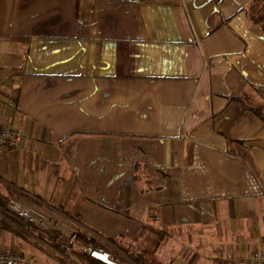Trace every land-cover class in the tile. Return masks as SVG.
<instances>
[{"label": "crops", "instance_id": "1", "mask_svg": "<svg viewBox=\"0 0 264 264\" xmlns=\"http://www.w3.org/2000/svg\"><path fill=\"white\" fill-rule=\"evenodd\" d=\"M4 126L23 141L0 158V250L67 264L72 233L118 264H183L188 238L219 260L256 250L264 4L0 0Z\"/></svg>", "mask_w": 264, "mask_h": 264}, {"label": "built area", "instance_id": "2", "mask_svg": "<svg viewBox=\"0 0 264 264\" xmlns=\"http://www.w3.org/2000/svg\"><path fill=\"white\" fill-rule=\"evenodd\" d=\"M23 141V134L10 126L0 127V158L4 156L10 147H19ZM5 209L11 214L27 220L40 228H47L48 219L41 213L32 211L29 207L15 198H11L5 202ZM78 235L72 234L67 238L65 253L67 264H75V253L78 250ZM81 253L86 254L90 258L104 263L102 259H112L111 254L101 248H93L88 246H80ZM0 264H31L29 259L22 253L0 250ZM226 264H264V246L244 253L236 258L233 254L227 253Z\"/></svg>", "mask_w": 264, "mask_h": 264}, {"label": "rangeland", "instance_id": "3", "mask_svg": "<svg viewBox=\"0 0 264 264\" xmlns=\"http://www.w3.org/2000/svg\"><path fill=\"white\" fill-rule=\"evenodd\" d=\"M72 234H77V233H72ZM72 234H70L68 237H70ZM188 239H189L188 245L185 246L184 250H186L189 260L185 261L183 264H226L225 258L222 260H219V257H218L219 255L217 254H220V253L215 252L216 249L214 250V248H211V247L206 248V246L201 247L200 245H198L197 247L196 246L192 247L191 246L192 239L190 238ZM214 258L216 260H213Z\"/></svg>", "mask_w": 264, "mask_h": 264}, {"label": "trees", "instance_id": "4", "mask_svg": "<svg viewBox=\"0 0 264 264\" xmlns=\"http://www.w3.org/2000/svg\"><path fill=\"white\" fill-rule=\"evenodd\" d=\"M254 2H261L264 4V0H254ZM77 242L79 245H82V246L99 248L98 244L94 240L87 239L86 237L81 236V235H78ZM74 256L78 264H104V263L98 262L90 258L84 253H75Z\"/></svg>", "mask_w": 264, "mask_h": 264}, {"label": "bare ground", "instance_id": "5", "mask_svg": "<svg viewBox=\"0 0 264 264\" xmlns=\"http://www.w3.org/2000/svg\"><path fill=\"white\" fill-rule=\"evenodd\" d=\"M105 263H108V264H115V263H113V262H111L109 259L108 260H106V259H102Z\"/></svg>", "mask_w": 264, "mask_h": 264}, {"label": "water", "instance_id": "6", "mask_svg": "<svg viewBox=\"0 0 264 264\" xmlns=\"http://www.w3.org/2000/svg\"><path fill=\"white\" fill-rule=\"evenodd\" d=\"M115 264H118V263L115 262Z\"/></svg>", "mask_w": 264, "mask_h": 264}]
</instances>
